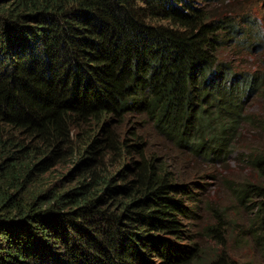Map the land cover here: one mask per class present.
<instances>
[{"label": "trees", "instance_id": "obj_1", "mask_svg": "<svg viewBox=\"0 0 264 264\" xmlns=\"http://www.w3.org/2000/svg\"><path fill=\"white\" fill-rule=\"evenodd\" d=\"M219 1L0 0V264H201L189 176L216 180L253 127L236 195L264 257V119L245 110L264 66L234 58L253 33ZM62 160L76 183L35 195Z\"/></svg>", "mask_w": 264, "mask_h": 264}, {"label": "rangeland", "instance_id": "obj_2", "mask_svg": "<svg viewBox=\"0 0 264 264\" xmlns=\"http://www.w3.org/2000/svg\"><path fill=\"white\" fill-rule=\"evenodd\" d=\"M207 5V4H205ZM211 5V6H210ZM210 10L215 8L232 11V17H236V24L240 31L251 30L252 35L243 37L246 45H251V51L234 49V57L240 63L245 64L248 71L255 73L256 70L264 66V0H220L217 4H210ZM203 6V5H202ZM215 13V12H214ZM264 93H258L246 103V113L251 120L264 119ZM251 127L252 124L246 125ZM250 136L242 138L243 144L235 148L228 160L218 167L217 179L210 176L201 178L204 175L192 174L191 180L199 178L200 183L205 187L192 186L193 192L197 195L198 201L193 205L195 216L188 221L187 228L195 234V240L201 249L199 258L201 264L210 261L218 255L223 254L227 259L236 264H264L262 253L255 247L249 234L250 214L249 208L240 203L236 195V189L244 182H255L256 177L251 168L246 165L242 158H245L242 148L255 144L259 140V130L247 128ZM145 132L147 130H144ZM241 158V160H240ZM190 167L191 162L182 161L178 164V169ZM197 165V164H196ZM204 170L208 175H215L205 166ZM72 175L71 161H61L47 174L39 179V188L35 189V195H41L50 190H62L72 187L76 182ZM27 200V199H26ZM28 201V200H27ZM199 202V203H198ZM215 229L213 233L207 231Z\"/></svg>", "mask_w": 264, "mask_h": 264}]
</instances>
